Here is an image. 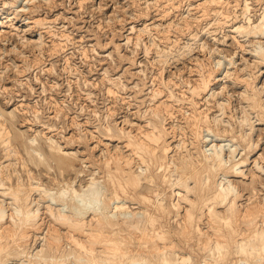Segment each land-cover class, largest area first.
<instances>
[{"label": "bare ground", "instance_id": "6f19581e", "mask_svg": "<svg viewBox=\"0 0 264 264\" xmlns=\"http://www.w3.org/2000/svg\"><path fill=\"white\" fill-rule=\"evenodd\" d=\"M157 1L159 2V0ZM206 1L211 3L220 0H205L196 3L197 12L203 14L204 10L202 9L205 8ZM15 2L17 0H6L0 6V38L7 36L5 34L10 32L9 30H1L4 25L11 27V30L18 31L19 29L18 26L12 25L13 23L7 24L19 14L20 8L19 10L14 8L11 12L8 11L15 5ZM30 2L32 3V0ZM166 4L159 13L160 17H158L161 19L170 14ZM240 8L245 15L248 14L247 2ZM205 11L204 14L208 12ZM214 11H216L219 21L227 24L229 14L222 10ZM203 15L202 17H204ZM27 18L28 20L21 24L24 27L20 31H27L31 28L29 23L36 25L43 23L40 18L35 17L32 20L30 17ZM246 18L247 24H235L234 22V24L229 25V30L243 36L241 37L243 39L244 37L246 39L255 38L254 42L256 43H254L252 55L257 58L255 61L257 64L254 63L255 66L252 65V67L257 70L256 72L255 69L251 71V67L248 69L249 63L246 64L247 62H245L244 67L236 68L233 65L235 62L231 60L232 57L226 58L228 65L232 64L235 68L229 71L230 65L225 69L224 77L231 76V81H240L244 86V92L241 91L243 93L241 96L244 95L242 99L244 98L247 102L246 106L250 112L242 110L244 113L241 117L243 122H248L247 132L242 131L243 133L236 134L237 132L233 129L223 128L219 130L218 123L224 121V110L230 104V98L228 96L222 100L216 98L226 86L221 91L214 90L212 85L215 82L213 81L221 78H217L216 70L213 67L203 62L200 64V61L196 65L199 68V77L193 78L194 81L191 80L193 83L189 84L187 88L189 113L187 114V110H179L184 125L190 131V141L186 143L182 139L184 136L178 138L175 140L177 142L174 149L173 146L171 147V140H168L170 133V138L173 137L172 141L176 137L175 129H172L174 126L170 129L165 124L167 118L175 117V111L171 108L173 104L169 103V100L172 102L173 100L176 101L177 98L170 89V84L161 81L166 89V93L164 92L166 97L160 101L153 99L156 101L150 107L151 122H147L149 123L146 124L147 126L142 125L145 126L142 129L139 125L140 129L135 133L120 128L119 131L122 135L115 134L118 137H124L122 146L125 148V154L121 155L111 151L105 153L103 150V154H105L102 161L97 160V162L92 163L96 164V169L98 173L102 174L103 179L100 180L101 177L94 176L95 171H93L90 176L88 175L89 179L86 183L80 185L79 189L75 188L73 183L67 182L66 184L69 186L65 184L66 187L53 192L41 186V181H35L36 178L33 180L34 177L31 176L29 169L27 173H29L30 182L27 185L20 181H17L15 185L13 182L7 185L4 177L0 176V196L3 197L0 199V264H6L9 258H19L22 264H264V193L261 197L256 190L253 194L257 195L258 200L255 199L254 202L244 204L239 203L243 194L236 183L230 179V176H245L241 167L247 164L250 150L257 145V142L251 137L253 126L249 123V113H256V118L261 122L264 121V98L261 96L264 86L255 84L258 72H260L259 65H264V39L261 40L264 37V8L261 18L257 22L252 21L248 15ZM146 26H148L146 23L139 28L131 25L129 33L145 30ZM50 29H45V31H48L49 37H51L49 40L51 50L56 51L65 38L61 37L62 34L58 36L55 32H51ZM203 29H201L202 34ZM42 33L43 31H39L38 38L32 40L37 47L44 45ZM68 36L65 35V37ZM195 37L197 35H192L191 38ZM134 38L138 40L140 38L139 33ZM126 39H130V36L127 35ZM250 43L253 45V42ZM199 45L200 48L204 49L205 42H201ZM170 46L168 50L158 51V56L163 58L160 59L161 62H167L165 58L172 52H170ZM115 47L118 49L119 46L115 45ZM13 63L15 66L17 65L14 61ZM118 82L120 83V81ZM107 91L113 93L114 90L109 87ZM162 91L161 88H153L152 97L158 96L159 98ZM204 96L208 99L215 97L218 115L213 114L211 116L210 114L209 116L203 109L205 107L200 108L201 105L199 107V100L197 99ZM22 103L15 104L13 111L24 115L27 111L24 110L25 107ZM33 108V111L36 112L37 109ZM13 111L3 113L0 110V138L4 144V149L9 151V156L10 154L14 155L17 150L12 146L14 144L11 145V138H15L10 135L9 130L11 129L7 130L4 121L7 116H14ZM233 118L236 117H233L232 114L228 115L225 121L229 123L228 121L233 120ZM239 125L241 128V124ZM216 126L218 127L216 128ZM181 128L183 129L182 126ZM105 129L111 131V127L107 124ZM101 130L103 129L101 128ZM18 133L22 132L19 131ZM209 135L219 140L229 139L230 147L225 151L222 144L213 143L210 148H205L207 144L203 145V142L206 141L204 137ZM25 141L27 142V140ZM53 141L50 140L49 156L53 157L59 169L69 168L72 159L70 153L72 152L63 150L61 145L55 144ZM21 142L23 141L21 140ZM30 143H35L34 138L31 137ZM238 146H241V152H239ZM33 151L36 152L37 157L40 158L41 156L40 159L44 161L45 157L41 152L35 148ZM170 152H174V154L172 153L169 158ZM237 154H240L238 158H236ZM256 160L253 161V165L258 169L257 171L264 173V167L259 165ZM8 163L5 164L9 165ZM262 188L264 189V182ZM32 191L37 197L32 198ZM150 193H152V197H150ZM120 194L123 196L121 197ZM173 196L174 198H171ZM4 198L10 200L6 202L8 205H5ZM250 198H247L246 201ZM128 200L138 204L140 209L137 211L128 210L126 205ZM56 205L59 207L56 208ZM125 208L128 211L122 210ZM170 219L174 221V224L169 222ZM61 227L66 230L65 233L59 231ZM177 235L187 238L188 241L182 240L184 242L183 247L179 244L181 240L177 241ZM29 237L34 241L33 245L36 244L31 250L32 243L28 242ZM185 243L187 246L193 245L195 247L196 245L197 248L205 251L206 255L203 254L194 260L186 250ZM234 253L238 255L233 260L232 255Z\"/></svg>", "mask_w": 264, "mask_h": 264}, {"label": "rangeland", "instance_id": "374dc122", "mask_svg": "<svg viewBox=\"0 0 264 264\" xmlns=\"http://www.w3.org/2000/svg\"><path fill=\"white\" fill-rule=\"evenodd\" d=\"M3 1L6 0H0V6L3 5ZM30 1L17 0L15 5L8 10L11 12L14 8H18L17 10L20 8L17 17L11 22H7V24L13 23L12 25L18 26V31L11 30V27H5V25L1 27V30H9L10 32L5 34L7 36L0 38V110L3 113L13 111L15 104L23 102L24 110L27 111L25 116L13 111L14 116H7L4 121L7 130L11 129L9 130L10 135L16 139L11 138V145L14 144L12 146L17 150L14 155L10 154L9 156V151L4 149V144L0 138V176H3L4 181L8 182H6L7 185L12 184V182L15 185L17 181L27 185L30 182L28 169L31 170L30 174L34 177L33 180L36 178L35 181H41V186L53 192L69 186L70 183L79 189L80 185L86 183L93 171H95L94 176L101 177L102 174L98 173L96 164L92 163L97 162V160L102 161L106 151L125 154V148L122 146L124 137H118L115 134L122 135L119 131L120 128L135 133L140 129L139 125L142 129L151 122L150 107L156 100L159 99L160 101L166 97L164 96L166 89L161 84L163 82L170 84V89L177 98H175L176 101L171 102L169 100V103L173 104L171 108L175 111V117L167 118L165 126L170 129L174 126L172 129H175L176 137L172 141L173 137L170 138V133L168 140H171V147L176 144L177 141L175 140L183 136L182 139L188 143L191 134L183 123L180 111L187 110V114L189 113L187 88L195 78L199 77V68L196 65L200 61V64L203 62L213 67L216 70L217 78H221L213 81L215 82L212 85L214 90L221 91L226 86L216 97L219 100L227 96L230 98V106L227 105L224 115L222 114L224 121L227 120L228 115L232 114L233 117H236L228 121L229 123L226 121L218 123L219 127L216 126V128L218 127L219 130L223 128L233 129L237 132L236 134L248 130V122L242 121V114L244 113L242 110L250 112L246 106L247 102L244 98L242 99L244 95L241 96L244 92V86L240 81H231V76L225 78L224 73L230 65L228 70L232 71L235 67H244L245 62H247L246 64L249 63L248 69L251 67V71H254L255 68L252 65L257 61V58L252 55V49L256 42H254L255 38L250 37L249 40L244 37L243 39L241 38L243 36L231 32L229 25L234 24V22L235 24H247V15L252 21L257 22L261 18L264 0H220L211 3L206 1V6L202 10L205 11L207 8L206 11L208 12L205 11L204 14L203 11L204 15L202 12H197L195 6L196 3L205 0H171V2L170 0L169 2L168 0L162 2L161 0L159 2L157 0H32V3ZM167 2L168 4H166ZM245 2L249 6L246 15L240 8ZM164 3L169 7L170 14L161 19L159 13L165 6ZM214 10H222L229 14V21L226 22L229 23L228 26L219 21ZM27 17H30V20L35 19V17L40 18L43 23L40 25L29 23L31 28L27 31H20L24 27L21 24L28 20ZM145 23L148 25L145 30L129 33L131 25L139 28L143 27ZM220 26L223 27L220 28ZM45 29H50L58 36L62 34L61 37L65 38L56 51L51 50V42L49 41L51 37ZM201 29H203V34ZM39 31H43L44 45L41 47L35 46L32 41L38 38ZM137 33L140 36L138 40L134 38ZM65 35L69 36L65 37ZM127 35L130 36L128 40L126 39ZM192 35H197L196 39L191 38ZM23 37L28 39H22ZM263 39L264 37L261 38L262 41ZM201 42H205L204 49L200 48ZM250 42H253V45ZM115 45L119 46L118 49ZM169 46L172 55L166 56L167 62H161L160 59L163 58L158 56V51L168 50ZM231 57V60L235 62L233 63L235 67L232 64L228 65L227 59ZM12 60L17 64L16 66ZM259 68L260 72H258L255 84L263 87L264 65H259ZM189 70L192 71L189 72ZM109 87L114 90L113 93L107 91ZM156 87L163 90L159 94V98L158 96L152 97V89ZM261 96L264 98V91L261 92ZM203 98L197 99L199 100V107L200 105V108L205 107L203 109L209 116L210 114L211 116L213 114L218 115L215 97L214 100L205 98V96ZM153 99L156 100L153 101ZM32 106L37 109L36 112L33 111ZM255 114L254 112L249 113L248 118L249 123L253 126L251 137L257 142V145L250 150L247 164L241 167L245 176H230V179L236 183L243 194L239 201L243 204L258 200L257 195L253 194L256 190L261 197L264 193L262 188L264 173L257 171L258 169L253 165V161L257 159L259 165L264 167V121L258 120ZM239 118L242 122L239 121ZM11 119L12 121H10ZM106 124L111 127V131L105 129ZM239 124H241V128ZM19 131L22 133H18ZM20 135L21 137H19ZM31 137L34 138L35 143L33 144L30 143ZM109 137L111 138L108 139ZM18 138H23L21 139L23 142ZM205 138L206 141L203 142V145L207 144L205 148H210L211 144L218 143L222 144L224 150L227 151L231 145L229 139L219 140L210 135L205 136ZM50 140L61 145L63 150L72 152L70 153L72 159L69 168L59 169L53 157L49 156ZM29 145L31 148L28 147ZM34 148L42 153L45 157L44 161L40 159L41 156L39 158L35 155ZM240 148L241 146H238L239 152H241ZM103 150L105 151L104 154ZM172 153L174 154V152L169 153V158ZM239 155L237 154L236 158ZM101 179L103 178L101 177ZM67 182L69 184H66ZM32 193V198L37 197L34 195V191ZM120 195L123 196V194ZM149 195L152 197V193ZM246 197L251 198L246 201ZM0 199L3 197L0 196ZM4 201L5 205H8L6 202L10 200L4 198ZM127 202L128 210L137 211L140 209L138 204L136 205L129 200ZM55 207L58 208L59 205ZM127 209L122 210L128 211ZM169 222L174 224L172 219ZM59 231L61 233L66 232L62 227ZM176 239L177 241L181 240H179V244L182 247L184 242L188 241L187 238L179 235ZM28 242L32 243L31 250L36 244L33 245L34 241L31 237H29ZM184 246H187V243ZM186 248L194 260L203 254L206 255V252L197 248L196 245L195 247L189 245ZM11 251L13 252V250ZM237 255L234 253L232 259H236ZM6 264L22 263L19 258H9Z\"/></svg>", "mask_w": 264, "mask_h": 264}]
</instances>
